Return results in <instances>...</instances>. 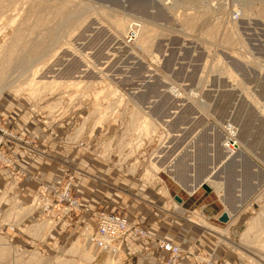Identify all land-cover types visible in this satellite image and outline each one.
<instances>
[{
  "label": "rangeland",
  "instance_id": "374dc122",
  "mask_svg": "<svg viewBox=\"0 0 264 264\" xmlns=\"http://www.w3.org/2000/svg\"><path fill=\"white\" fill-rule=\"evenodd\" d=\"M133 4L0 0V142L8 140L12 159L0 161V172H12L0 185V215L8 217L0 222V264H108L115 254L89 249L101 211L133 219L132 237L157 240L156 264H168L159 241H170L146 226L171 236L179 223L193 226V239L207 237L193 254L175 244L177 264L189 254L193 264H264V0ZM10 79L16 85L3 90ZM18 118L65 136L40 142L14 128ZM227 138L235 153L223 162ZM15 152L57 166L59 185H49L45 169L20 168ZM214 166L221 168L210 193L190 194L176 180L193 168L198 181ZM26 180L36 188L22 195ZM68 184L81 204L70 217L64 203L51 211L54 192ZM76 185L84 202L96 192L102 205L88 214ZM225 211L227 224L219 221ZM31 213L36 219L27 220ZM251 223L259 226L245 238ZM124 244L118 264H138Z\"/></svg>",
  "mask_w": 264,
  "mask_h": 264
},
{
  "label": "crops",
  "instance_id": "0c3cea01",
  "mask_svg": "<svg viewBox=\"0 0 264 264\" xmlns=\"http://www.w3.org/2000/svg\"><path fill=\"white\" fill-rule=\"evenodd\" d=\"M22 118H18V120L16 122L17 124L15 125L14 128L18 129V130L19 129L23 130V131H25L26 134L34 135V137L39 139L40 142L42 140L44 142H46L44 137H47L48 139H50L54 143L55 142L59 143V141H61V139L65 136V133H62V131H64V130H62L61 133H56V134H53L52 132L49 133V132H47V130L43 126L37 124L35 119L31 118V120L29 119V121L27 122L25 119H22ZM10 120H14V119H10ZM9 125L11 126V124H9ZM58 152H60V151H58ZM61 152H62V150H61ZM15 154H16L17 160L19 161L20 168H23L25 171H27L31 174H36L37 172H42V170L45 169L47 171V172H45V175L47 176L46 178H47V180H50V181H48L49 185L51 187H55V186L59 185V183L61 181V176L59 177V174H58L59 169L57 166L52 164L50 167V164L46 165V164L42 163L43 161L41 160V158H39L37 156H30L27 158V157L21 155L19 152H15ZM25 162L28 163L27 166L25 165ZM11 177H12L11 171H9V170L1 171L0 172V185H3V188H4L5 184L7 183V181ZM28 183H31V184L26 186ZM76 187H77L76 189L78 192V196L81 197L82 204L87 209L88 214H91L93 211H95L97 209L98 206L102 205L101 204L102 203L101 198L96 195V192L93 193V195H94L93 197L88 198L87 201L84 202L83 200H85V199L83 197V193L81 192L80 185H76ZM30 188L34 189V188H36V185L32 184L31 181H27V180L24 183H22L20 185V189L21 190L23 189L21 192L22 195H25L24 192L26 193V190H28ZM85 189H86V187L84 188V190ZM95 189H96L95 187H92V190H95ZM186 191L188 192V190H186ZM188 193L193 194V192H188ZM17 215H20V214H17ZM0 216H1L0 222L5 221V220L7 221L8 217H7L6 211H4L3 214H1ZM159 218L161 219V217H159ZM21 219H22L21 221H23L24 217ZM26 219L27 220L28 219H31V220L36 219V215H32V213H31L29 216L26 217ZM128 219H130V218L128 217ZM156 219L157 218L152 217L150 219L149 223L151 221L156 220ZM94 220L96 221V219H94ZM130 220L133 222V219H130ZM182 222H184V220ZM178 225H179V227L180 226H183V227H181V229L178 231V233H174L171 236L168 235L167 233H166L167 234L166 236L159 234L158 231L156 232L154 227L148 228L146 226V229H148L149 233L152 234L153 236H155L156 238L163 239V240L165 239V240H168L172 243L175 242L174 244H180L182 246V248L190 254H193V251L198 250V247H201L204 245L205 239L207 237V233L204 234L203 236L200 235L201 238L193 239L194 238L193 237V226L187 224L188 226L185 227V225H186L185 223L184 224L179 223ZM195 228L200 230L198 227H195ZM4 229H6V227H4ZM18 229L19 228L15 226V233L18 232L17 231ZM195 233H196V235L199 234L196 231H195ZM136 237H138V236H136ZM125 240H126L125 244H124L125 245L124 246L125 255L127 257H133L135 259L137 258L136 261L138 262V264H156L158 258L163 254L162 251L159 250V248L157 246V240H155V239L150 240V239L140 238V237H138V239H136V238L132 237V235L129 233ZM193 241H195V242H193ZM77 242L82 243V240H78ZM194 244L196 246H194ZM212 247H214V246L212 245ZM190 254L184 257L183 264H193V258ZM114 258H117L116 264H118L121 261V257L118 254H115V256H112V258L110 260H112ZM119 259H120V261H119Z\"/></svg>",
  "mask_w": 264,
  "mask_h": 264
},
{
  "label": "built area",
  "instance_id": "2783aa9c",
  "mask_svg": "<svg viewBox=\"0 0 264 264\" xmlns=\"http://www.w3.org/2000/svg\"><path fill=\"white\" fill-rule=\"evenodd\" d=\"M0 130L1 129L0 127ZM7 139L5 141L0 142V155L4 156L6 160H0L1 163L4 165H12V159L5 153L4 146L7 144ZM17 169V167H16ZM20 175V173H19ZM21 176V175H20ZM54 202L56 201L57 204L54 205V208L51 210L55 212V209L58 206L62 208L64 206L61 203H64L66 206L64 215L70 217L71 213L74 209L80 208L81 204L72 197L70 191V184H68L65 189L62 191H55L54 192ZM60 212V207L57 210ZM98 225L96 232L93 233L89 237V243L95 247L96 250L100 252L110 253V254H117L118 251L122 248L124 244V240L126 235L133 231V226L130 225L129 221L121 215L109 213L106 211H101L97 214ZM135 232L143 235L149 236V234L145 231L136 228ZM159 247L168 253L169 260L168 264H177L180 256H181V249L177 245L166 242V241H159Z\"/></svg>",
  "mask_w": 264,
  "mask_h": 264
},
{
  "label": "bare ground",
  "instance_id": "6f19581e",
  "mask_svg": "<svg viewBox=\"0 0 264 264\" xmlns=\"http://www.w3.org/2000/svg\"><path fill=\"white\" fill-rule=\"evenodd\" d=\"M10 1V0H9ZM101 1H103V0H101ZM112 1V0H111ZM116 1H121V4H126V3H130V4H133L134 3V0H116ZM133 1V2H132ZM104 2H107V1H104ZM134 5V4H133ZM62 12V11H61ZM63 14V13H62ZM61 14V15H62ZM120 21H122V20H120ZM117 26L120 28V29H124V27H125V29H126V31L131 27L130 26V24H126V23H123V22H118L117 23ZM58 27V26H57ZM62 27V26H61ZM51 28V27H50ZM20 74V73H19ZM12 76V75H11ZM22 77V76H21ZM17 79H19V78H17ZM8 80V79H7ZM16 80V79H15ZM17 81V80H16ZM7 82V81H6ZM32 82V81H31ZM28 83V82H27ZM26 83V84H27ZM29 84V83H28ZM16 85V82H13V80L12 79H10L9 81H8V83L6 84V86H4V89L3 90H6L7 88L9 89H11L12 87H14ZM29 88V87H28ZM18 90H20V89H18ZM3 91L2 90H0V95H1V93H2ZM257 108V107H256ZM263 114V113H262ZM245 115V114H244ZM241 120V119H240ZM236 123H238V122H236ZM252 123V122H251ZM243 126V125H242ZM231 129H233V128H231ZM231 131V130H230ZM243 131V128H241V130H240V132H239V139H241V141H242V139L244 138V137H242L243 136V133L244 132H242ZM232 135H235V133L232 131ZM246 136V135H245ZM249 139V138H248ZM247 140V139H246ZM250 140V139H249ZM246 143V142H245ZM250 143V142H249ZM235 145H236V143L235 142H233V141H231L230 142V139L229 138H227V140H226V142H225V146L224 147H226V155H225V157H224V159H223V162H225L226 160V157H231V155L232 154H234L235 153ZM238 145V144H237ZM220 151V150H219ZM225 153V152H224ZM228 155V156H227ZM230 159V158H229ZM228 160V159H227ZM230 161V160H229ZM218 163V162H217ZM175 166V165H174ZM232 166H234V164L232 165ZM247 166V165H246ZM192 168V167H191ZM221 168V166H219V167H215L214 166V168L212 167V171L210 172V174H208L207 176H203V177H201L200 178V180H198L197 181V179H198V175L199 174H202V173H197L196 172V170H193V168H192V170H191V174H190V176L187 178V179H181L180 177H179V175L177 174V178H176V180L178 181V182H180V183H182L183 184V186L186 188V190H188V192H196L200 187H202V185L204 184V183H206V184H208V185H211V183H214L215 181V175H216V173H217V171L219 170ZM246 168V167H245ZM250 168V167H249ZM197 169V168H196ZM246 170V169H245ZM203 171H205V170H203ZM202 170H201V172H203ZM204 173V172H203ZM207 173V172H206ZM200 176H202V175H200ZM244 178V177H243ZM244 179H246V175H245V178ZM175 180V179H174ZM217 184H219V185H217L216 187H217V191H218V193H219V195L220 196H223L225 193H224V187H223V185L221 186L220 185V183H218L217 182ZM226 212H228V211H226ZM228 214H229V212H228ZM229 216H230V214H229ZM231 218V217H230ZM257 223L256 224H254V223H251L250 224V227L246 230V232H245V234H244V237L246 238L248 235H250V234H253L254 232H255V230L257 229ZM259 226V225H258ZM251 236V235H250ZM244 238V239H245ZM249 239V238H248ZM246 241H248V240H246ZM248 246V245H247ZM89 249H91V254H96L97 252V250L95 249V247L93 246V247H91V248H89ZM5 257V255L3 254V253H1L0 252V259L1 258H4ZM251 259V258H250ZM117 258H114V259H112V260H110V261H108V264H116L117 262Z\"/></svg>",
  "mask_w": 264,
  "mask_h": 264
},
{
  "label": "water",
  "instance_id": "95a60500",
  "mask_svg": "<svg viewBox=\"0 0 264 264\" xmlns=\"http://www.w3.org/2000/svg\"><path fill=\"white\" fill-rule=\"evenodd\" d=\"M253 165L256 166V168H259L255 163H254ZM258 170L261 171L260 168H259ZM257 178H258V179L261 178L260 174H258ZM258 181H259V180H258ZM259 183H260V182H259ZM202 188H203L206 192H209V193L212 192V188H211V186H209V185L206 184V183H204V184L202 185ZM175 199H176L179 203H182V202H183V200H182L180 197H178V196H176ZM230 220H231V218H230L228 212H226V211H225L224 213H222V215L219 217V221H220L221 223H223V224H227V223H229Z\"/></svg>",
  "mask_w": 264,
  "mask_h": 264
}]
</instances>
